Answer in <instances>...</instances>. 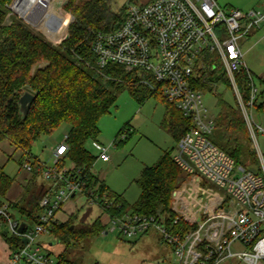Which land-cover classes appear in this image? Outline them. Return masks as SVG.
I'll return each mask as SVG.
<instances>
[{
	"label": "built area",
	"instance_id": "2783aa9c",
	"mask_svg": "<svg viewBox=\"0 0 264 264\" xmlns=\"http://www.w3.org/2000/svg\"><path fill=\"white\" fill-rule=\"evenodd\" d=\"M68 1L11 0L2 25L20 20L57 47L68 38L69 27L75 21L65 11ZM123 8V21L117 28L94 33L91 51L100 69L116 65L146 76L141 79L142 85L159 93L192 122L176 143L172 157L186 176L171 193L174 218L169 222L162 215L112 218L106 211L110 205L106 194L86 192L84 170L66 159L64 135L50 152L51 165L32 157L22 163L28 174L33 170V160L40 166L42 195L34 219L16 220L10 203L0 206V235L4 232L21 243L13 250L7 246V264H56L42 252L38 239L52 236L58 212L79 194L106 215L102 234L118 232L132 238L154 229L162 243L172 249L173 264H264V150L257 139V133L264 135V131L252 119L259 91L242 51V42L249 33L264 23V3L246 12L236 8L224 12L215 0H128ZM241 70L247 74L246 103L236 80ZM216 71L228 80L242 113L256 158L249 169L235 166L233 159L210 139L216 128L215 116L203 100L210 93L197 88L196 82L205 81L209 73ZM126 134L122 133L121 140ZM92 146L97 152L96 161H110L108 147L96 141ZM211 183L225 192L211 198L212 204L200 213H194L184 199L189 185L195 191Z\"/></svg>",
	"mask_w": 264,
	"mask_h": 264
},
{
	"label": "trees",
	"instance_id": "16d2710c",
	"mask_svg": "<svg viewBox=\"0 0 264 264\" xmlns=\"http://www.w3.org/2000/svg\"><path fill=\"white\" fill-rule=\"evenodd\" d=\"M10 1L0 0V145L7 142L21 151L18 164L22 169L24 157H31V150L40 137L50 136L66 124L69 130L65 157L84 170L86 192L106 194L110 202L107 214L112 218H122L125 214L162 215L169 222L174 218L170 211L171 193L182 181V171L173 161L171 153H163L153 166L142 169L134 181L139 188V196L134 204L129 205L121 196L109 191L92 172L96 157L85 147L89 141L97 142L100 134L98 123L114 106L116 93L127 87L133 95L134 87L142 85L141 79L146 78L135 72H126L116 65L100 69L91 51L95 32H111L123 21V5L113 10L112 0H69L64 8L75 21L69 27L68 38L54 47L20 20L13 19L11 25H2ZM40 64L44 65L38 67ZM220 76L226 80L220 71H216L209 73L205 81L196 82V86L208 91ZM236 80L246 103V72L241 70ZM24 91L34 95L35 100L26 119L21 120L17 102ZM138 95V100L143 102L149 95L159 94L143 86ZM263 95L264 91L258 97ZM161 98L165 114L160 126L177 143L190 129L192 122ZM258 99L254 105L257 110H262L264 101L258 104ZM218 107L212 142L236 165L251 168L256 164L255 154L251 149L247 151L242 147L235 135L240 133L250 144L240 109L237 105L229 106L221 99H218ZM31 164L33 170L22 186L19 199L10 203L13 211L28 219H34L39 211L42 195L40 166L35 160ZM14 181L0 167V200L5 198ZM70 221L71 218L55 225L51 231L59 243L68 247L98 237L105 229L99 219L78 230ZM0 236L11 250L21 245L19 239L8 237L4 232ZM65 254L66 251H63L58 255L56 264H73Z\"/></svg>",
	"mask_w": 264,
	"mask_h": 264
},
{
	"label": "rangeland",
	"instance_id": "374dc122",
	"mask_svg": "<svg viewBox=\"0 0 264 264\" xmlns=\"http://www.w3.org/2000/svg\"><path fill=\"white\" fill-rule=\"evenodd\" d=\"M127 1L112 0L111 7L113 10H117ZM138 1L145 2L147 0ZM215 1L224 12L232 8L246 12L257 10L264 0ZM248 45L243 46L244 62L254 74V77L252 76L253 81L260 94L264 91V81H262L264 79V40L255 44L250 50H248ZM43 65L40 64L38 67ZM35 70L36 67L33 71ZM259 77L262 79H258ZM140 84H142L141 81ZM143 86H135L133 95L127 87L116 93L117 100L114 106L98 123L100 134L97 142L108 147L110 161L103 163L97 160L92 165V172L100 181L104 182L109 191L121 196L129 205L134 204L139 196L140 191L134 181L139 177L142 169L153 166L163 153H171L173 157L176 147V142L160 126L165 114L162 96L159 93V95H149L143 102H140L138 93L142 91ZM207 90H204V92L210 94L205 93L203 100L211 115L216 116L219 110L218 99L231 107L237 105L228 80H225L222 76ZM257 99L258 104H260L264 101V95L261 98L260 96L257 97ZM252 119L264 131V109L257 110L254 107ZM68 130V125L64 124L52 135L41 136L31 150V157L51 165L50 152L62 142ZM124 131L127 132V136L121 140ZM235 135L238 143L249 151L251 146L245 137L240 133ZM212 137H210L211 140ZM257 139L260 148L264 150V135L257 133ZM114 140L117 145L113 146ZM92 144L93 141H89L85 147L91 155L96 157L97 152ZM21 156V151L16 150L7 142L0 145V167L3 168L5 175L15 179L5 198L0 200L2 204L15 203L22 193L26 174L29 177V174L21 169L18 164ZM66 164L68 165V163ZM235 166L238 165L235 164ZM185 178L186 176L182 175V180ZM191 187L193 185H189V190L186 192L184 199L186 206L194 213H200L212 204L211 198L225 192L224 189L213 183L210 184V187H202L200 190L195 191H192ZM67 202L59 212L64 216L71 214L69 217V219L71 218L70 223L73 224L76 230L90 226L97 219L101 220V223L107 222L106 215L98 205L88 203L84 195L79 194ZM13 217L16 220H24L15 211H13ZM8 237L10 236L8 235ZM38 240L42 252L48 254L56 263L58 255L63 251H66L65 257L73 264H173L175 262L172 249L162 243L160 234L154 229L132 238L122 237L118 232H109L83 240L69 247L58 243L57 239L49 235L42 236ZM1 241H3L2 238ZM1 241L0 257H3L5 252L8 254V247L5 250Z\"/></svg>",
	"mask_w": 264,
	"mask_h": 264
},
{
	"label": "crops",
	"instance_id": "0c3cea01",
	"mask_svg": "<svg viewBox=\"0 0 264 264\" xmlns=\"http://www.w3.org/2000/svg\"><path fill=\"white\" fill-rule=\"evenodd\" d=\"M263 3H264V1H263ZM263 3L259 6V8L263 5ZM262 40H264V23L260 26V28L254 29V30H252L249 33V35L247 36V38L242 42V51H243V46L244 45L249 44L248 45V50H250L251 48H253V46L255 44L260 43ZM244 58H245V53H244ZM250 73L254 77V74L251 71H250ZM262 77H263V75H262ZM260 78L261 77H259L258 79H260ZM262 81H264V79H262ZM26 176L28 177L27 174H26ZM27 177L24 178V185H25V182H26ZM70 215L71 214L69 213L68 215L64 216V215H62L61 212H59L57 214L58 224H63L65 222H67L68 219H69V217H70ZM0 241H1V238H0ZM1 242H2V244H3V246L5 247V250H6L7 249V244L4 241H1ZM3 255H4L3 257H0V264H7V253L5 252Z\"/></svg>",
	"mask_w": 264,
	"mask_h": 264
},
{
	"label": "water",
	"instance_id": "95a60500",
	"mask_svg": "<svg viewBox=\"0 0 264 264\" xmlns=\"http://www.w3.org/2000/svg\"><path fill=\"white\" fill-rule=\"evenodd\" d=\"M34 100H35V96L32 95L31 93L27 92V91H24L21 94V96L19 97L18 102H17V107H18V114H19L21 120L26 119L28 112H29L31 105L34 102ZM23 226L24 225H22L20 227V231H22ZM72 228L73 227H71V229ZM24 243L26 244L27 242L24 241Z\"/></svg>",
	"mask_w": 264,
	"mask_h": 264
}]
</instances>
